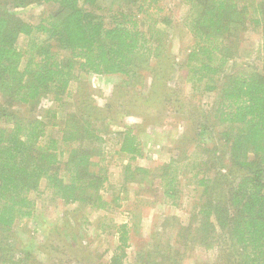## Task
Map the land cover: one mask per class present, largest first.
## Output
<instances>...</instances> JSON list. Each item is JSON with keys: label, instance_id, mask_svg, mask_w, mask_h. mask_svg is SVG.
Instances as JSON below:
<instances>
[{"label": "trees", "instance_id": "obj_1", "mask_svg": "<svg viewBox=\"0 0 264 264\" xmlns=\"http://www.w3.org/2000/svg\"><path fill=\"white\" fill-rule=\"evenodd\" d=\"M99 1L0 0V264H32L30 249L22 258L11 251L9 232L35 218V194L47 191L65 203L109 206L104 197L111 185L102 127L109 124L106 115L65 108L64 122L56 123L59 112L37 115L36 103L52 95L60 105H69L70 87L79 74L134 79L152 61L153 86L178 70L197 92L215 93L205 111L214 123L208 114L197 123L201 129L193 138L191 151L196 152L188 166L203 188L202 197L195 198L176 241L193 250L196 243L210 247L223 238L230 250L225 254L224 249L220 261L224 256L237 264H264V0H183L189 8L182 24L193 44L178 59L167 52L169 32L144 27L146 19L170 24L169 16L160 14L161 0H121L132 8H118L108 17L93 10ZM32 4L55 9L39 20L26 19L17 9ZM251 27L262 31L255 51L262 65L229 73L241 52L242 36ZM119 134L117 153L131 159L143 155L135 127ZM214 138L221 143L211 141ZM183 159L179 154L160 169V184L170 200L182 191ZM219 166L222 170L213 176V168ZM124 169L131 171L132 166L128 163ZM215 186L227 191L224 197L207 194ZM117 232L118 244L108 264H123L130 245L127 224L119 225ZM161 247L158 239L152 251L147 248L139 255L160 254L149 264L184 263L185 254L177 258L171 245Z\"/></svg>", "mask_w": 264, "mask_h": 264}, {"label": "rangeland", "instance_id": "obj_2", "mask_svg": "<svg viewBox=\"0 0 264 264\" xmlns=\"http://www.w3.org/2000/svg\"><path fill=\"white\" fill-rule=\"evenodd\" d=\"M160 5L164 7L160 14L169 16L170 24L148 19L144 20L145 25L142 24L145 30L156 26L169 32L168 54L176 59L179 56L183 58L193 44L191 34L182 24L189 6L183 0H161ZM118 8L128 10L132 7L121 0H100L99 6L93 10L108 17ZM54 9L55 6L50 4H32L17 10L24 18L36 21ZM252 28L242 36L241 52L228 67L229 73L245 66L262 65V60L255 53L262 43V31ZM153 64L152 61L150 68L139 69L134 79L122 75L79 74L70 87L69 105H60L52 95L42 96L36 103L34 112L37 115L49 110L59 112L56 123L64 122L65 108H86L93 116L101 118L106 115L109 124L102 127L106 131L103 132L105 157L111 185L104 197L109 206L102 209L94 208L90 203H65L47 191L35 194L36 219L15 225L9 232L11 251L17 257L22 258V252L30 249L32 264H108L118 244V226L125 223L131 239L122 258L123 264H149L157 257L159 259L160 254L153 252L152 256L139 255L147 248L152 251L158 239L164 249L171 245L177 258L181 252L185 254L183 264H215L217 260L216 264H237V260L224 259L230 247L226 249L229 242H223V238H218V242L210 247L196 243L193 250L176 241L180 227L188 223L193 212L195 198L202 197L203 188L192 178L188 166H191L192 154L196 152L195 149L191 151L196 144L193 138H197L201 129L197 123L205 114L211 119L210 113L205 111L209 110L215 93L197 92L191 81L181 78L178 70L168 81L158 80L153 86ZM89 103L91 105L88 106ZM108 104L111 107H107ZM30 107L25 105L24 109ZM210 123H214V119ZM128 126L135 127L141 141L143 155L135 159L117 153L119 132ZM53 129L55 134L58 127ZM211 141L216 143L219 140L214 138ZM187 152L189 155L186 157ZM179 154L184 158L180 164L183 185L175 202L165 196L159 176L161 166ZM228 162L226 159L225 164ZM128 163L132 166L131 171L124 169ZM136 167L148 171L140 172L135 170ZM219 169L222 170L220 166L213 168V176ZM226 193L224 188L215 186L207 194L220 198ZM116 196L120 197L119 200L113 199ZM221 254L224 256L220 261Z\"/></svg>", "mask_w": 264, "mask_h": 264}]
</instances>
